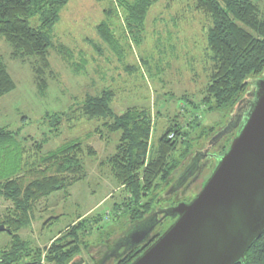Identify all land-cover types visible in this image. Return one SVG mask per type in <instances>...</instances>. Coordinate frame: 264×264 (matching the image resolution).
Returning <instances> with one entry per match:
<instances>
[{
    "label": "rangeland",
    "instance_id": "obj_1",
    "mask_svg": "<svg viewBox=\"0 0 264 264\" xmlns=\"http://www.w3.org/2000/svg\"><path fill=\"white\" fill-rule=\"evenodd\" d=\"M120 4L118 0L67 1L52 29L53 46L48 49L50 70L45 75L47 87L43 92L38 90L31 63L12 59L9 44L4 38L0 39V58L16 85L0 98V127H19L21 138L29 135L42 142L43 152L73 138L96 150V156L83 158L85 178L75 182L67 193L56 191L37 202L30 225L19 234L23 240H29L31 246L44 249L65 233L66 225L101 216L91 224L88 233L80 235L85 242L78 256L86 264H98L105 247L106 250L120 248L142 221L136 218L130 223L131 207L120 204L125 191L116 183L109 168L100 164L114 153L117 138L109 135L111 140H103L94 132L100 121L85 117H76L68 125L61 124L58 132L52 131L45 114L67 111L86 94L94 95L108 88L114 93L111 104L116 115L132 106L147 108L152 114L150 144L156 143L170 120L176 118L185 124L187 117L197 118L198 125L187 130L186 141L180 143L176 157L174 155L182 163L166 184L143 199L151 204L144 215L157 209L160 216L157 231L168 227L169 209L178 202H189L213 170V161H210L201 171L193 169L187 173L192 151L202 150L206 141L231 124V112L226 108L206 110L201 106V92L212 68L206 16L193 9L189 0H154L147 9L142 36L136 43L124 24L126 12ZM102 21L108 24L114 45L98 33L97 27ZM38 23L37 17L31 20L33 26ZM61 45L66 49L65 58ZM210 128L212 132L207 139L205 134H209ZM200 132L204 135L198 137ZM235 133L220 139L212 151L221 154V149ZM27 144L29 149L30 142ZM187 146L195 149L184 159L180 153H184ZM116 204L120 205L119 210ZM11 205L0 196V216L6 215ZM10 238V233L0 231V249L9 245ZM114 260L104 264H114Z\"/></svg>",
    "mask_w": 264,
    "mask_h": 264
},
{
    "label": "trees",
    "instance_id": "obj_2",
    "mask_svg": "<svg viewBox=\"0 0 264 264\" xmlns=\"http://www.w3.org/2000/svg\"><path fill=\"white\" fill-rule=\"evenodd\" d=\"M67 1L0 0V39L4 38L9 44L12 59L31 63L40 92L47 87L45 75L50 70L48 49L53 46L52 29ZM118 1L126 12L124 24L137 43L142 36L147 9L154 0H135L134 3ZM189 1L193 3V9L209 20L206 39L212 68L205 89L201 92V106L206 110L222 107L231 112L250 89L248 81L263 76L264 0ZM34 17L38 18L39 23L33 26L31 20ZM97 28L100 36L114 45L108 24L102 21ZM60 49L66 51L62 45ZM63 55L65 58V52ZM15 87L6 63L0 58V98ZM113 95L108 88L94 95L86 94L67 111L45 114L44 117L49 120L50 129L56 132L61 124L68 125L76 117L98 120L100 124L94 132L100 138L107 141L111 140L109 135L117 138L114 153L100 164L109 168L116 183L125 191V198L120 204L131 207L129 214L133 216L132 223L136 218H144L151 207L149 202H143L144 197L152 195L161 184H166L182 163L175 158L179 145L186 141L187 130L198 123L196 117H187L185 124L174 118L165 125L156 143L150 144L152 114L147 108L132 106L116 115L111 104ZM211 130L205 134L207 139ZM19 134V127H0V196L12 204L7 214L0 216V224L4 225L11 237L9 245L0 249V264H67L78 256L85 242L80 235L88 233L91 224L101 216H90L78 220L74 225H66L65 233L44 249L31 246L29 240L21 238L19 231L30 225L37 202L56 191L65 190L67 193L75 182L85 178L83 158L96 156V150L73 138L43 152L40 140L36 141L29 135L21 138ZM202 135L203 132H200L198 137ZM28 142L29 149L25 146ZM228 146L229 143L221 149V153ZM193 148L187 146L180 155L187 158V154L189 156L195 151ZM115 206L119 210L120 205ZM157 236L156 231L150 243ZM140 253L142 250L128 253L114 264H129ZM244 257L243 264H264V231Z\"/></svg>",
    "mask_w": 264,
    "mask_h": 264
},
{
    "label": "water",
    "instance_id": "obj_3",
    "mask_svg": "<svg viewBox=\"0 0 264 264\" xmlns=\"http://www.w3.org/2000/svg\"><path fill=\"white\" fill-rule=\"evenodd\" d=\"M248 82L250 89L232 108L231 124L204 149L209 156L214 144L236 132L223 153L213 154L215 168L189 202L169 209L174 221L129 264L244 263L264 231V72ZM139 228L127 236L135 241L132 246L142 243L154 226L142 234Z\"/></svg>",
    "mask_w": 264,
    "mask_h": 264
},
{
    "label": "flooded vegetation",
    "instance_id": "obj_4",
    "mask_svg": "<svg viewBox=\"0 0 264 264\" xmlns=\"http://www.w3.org/2000/svg\"><path fill=\"white\" fill-rule=\"evenodd\" d=\"M224 138V137H222ZM221 138V139H222ZM208 142H206L204 144L203 149L200 151H194L192 153V159L189 163V165L187 166V173H190L191 170L195 169L198 172L201 171L203 169V167L208 166V163L210 161H213V165L211 166L212 169H214L215 164H216V157L213 156V154H217L216 152L212 151V149L218 145L219 142H217L216 144H214V146H212L210 148L209 152V156H206V153L204 152V149H207ZM199 152H201L199 154ZM220 155V154H217ZM194 170V171H195ZM148 213V212H147ZM146 214V213H145ZM160 216L158 215L157 209L155 208V211H153L152 213H148L147 215H144V218L141 219V221H143V225H139V229L137 230L140 234H142V232L145 231V229L149 226V225H153L154 229L149 233V235L146 237V239L140 243L139 245H134L132 246L135 241L129 238H125V242H123V245L120 246V248H112L111 247L103 252V255L101 257V260L98 262V264H104L107 263L108 261L112 260V258H115L114 262L117 260H121L122 258H124V256H126V254L128 253H135L136 251H140L142 250V252L144 251V249H146V247L150 244V241L153 239V235L154 233H156V228L158 227ZM174 221L173 218L170 217V223L167 224V226L169 224H171ZM168 228V227H167ZM164 228L162 230L157 231L158 235L161 234L165 229ZM122 248V249H121ZM69 264H86V262L84 261V259H82L80 256H76L75 258H73L72 260H70Z\"/></svg>",
    "mask_w": 264,
    "mask_h": 264
}]
</instances>
